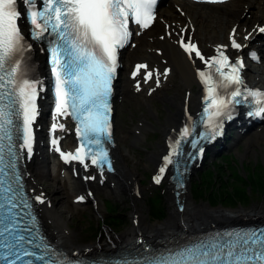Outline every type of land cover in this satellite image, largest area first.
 <instances>
[{
    "label": "snow or ice",
    "instance_id": "snow-or-ice-1",
    "mask_svg": "<svg viewBox=\"0 0 264 264\" xmlns=\"http://www.w3.org/2000/svg\"><path fill=\"white\" fill-rule=\"evenodd\" d=\"M156 5L157 0H0V264H64L55 259L57 253L44 238L34 232L35 217L26 211L32 204L17 170V162L25 152L29 158L33 155L35 125L41 114L39 100L44 92L43 81L34 74L25 56L33 44L21 29V19L28 21L31 40L47 45L41 51L49 53L54 77L52 133L67 130L60 118L75 121L79 146L74 151H62L59 138L54 136V150L65 164L77 162L84 169L95 166L103 175L105 168L114 170L106 145L113 141L110 98L119 51L133 35L130 24L144 30L154 23ZM257 30L264 34V27ZM230 39L231 48L243 47L236 40L235 28ZM178 43L193 63L195 57L206 65L205 70L197 69L205 93L198 122L204 130L197 134L196 122L180 130L178 138L170 142V152L159 174L153 177L156 184L169 165L177 163L174 157L185 155L184 144L195 150L187 153L194 159L205 151L202 142L222 137L225 123L235 118L238 105H254L246 114L264 117V90L246 84L243 57L230 59L225 51L228 46L218 45L216 54L206 58L191 38L181 36ZM250 55L258 59L255 52ZM142 69L146 70L144 81L155 76L159 87L160 73L147 71V64H137L132 77L136 78ZM168 71L164 69L165 77ZM136 89L140 90L139 81ZM188 120H192L191 115ZM34 199L44 204L46 198L41 194ZM84 199L77 197L78 202ZM144 264H264V232L217 233L195 246L153 255L144 259Z\"/></svg>",
    "mask_w": 264,
    "mask_h": 264
},
{
    "label": "bare ground",
    "instance_id": "bare-ground-1",
    "mask_svg": "<svg viewBox=\"0 0 264 264\" xmlns=\"http://www.w3.org/2000/svg\"><path fill=\"white\" fill-rule=\"evenodd\" d=\"M244 2L248 3L250 6L248 12H251V18H245L244 16L240 17L242 3ZM182 4L190 14V18L195 21L194 35L199 37L200 42H215L216 39L212 38V34L216 29H218L217 36L223 32H226L225 29L229 21L232 23L238 20L240 23L245 24L250 23L253 19L259 17L264 18V2L260 4V0H227L223 3H212V5L209 8L206 7V9H199L195 7L197 4L188 1H182ZM166 10L167 9H164L163 7H159L158 12L160 14ZM258 12L259 16H256V13ZM209 26L212 28L210 34H207L204 30ZM167 53V59L174 64L173 72L177 73L178 83L181 84L182 92H173L172 94H169L164 93L161 90H155L154 93H152L151 97L153 99L160 103L167 104L171 109L165 118V125L161 126L162 140L158 144L157 150L152 151L153 153H150L147 157L152 161L155 167L160 165V157L165 151V144L167 142L168 136L170 135V131H176L180 126V123L183 119L184 107L186 105H191L193 110L198 109L199 107V92L197 90V93L195 94L194 92H191L190 89V86L197 85L196 80H194L191 68L182 55L176 54L171 50L167 51ZM127 56L130 57L129 59L135 57L131 54H125L124 58ZM253 69L255 71L254 74H257L258 68L254 67ZM259 72L261 73V71ZM252 77L253 74L251 75V79ZM261 83L264 84V77L261 79ZM116 88L119 94H122L123 97H127L126 99L131 98L133 95L129 94L126 88H124V81L120 76L118 77ZM141 102L145 107L146 117H143V120L139 121V125L132 126L133 129H130V133L134 135L137 132V136H141L140 130H142V128L151 127L148 120L150 118L152 119L154 116V109L151 106L150 97L142 96ZM121 132L123 134L121 135L120 141L123 142L128 138V133L124 131ZM59 133L62 140L66 141L70 139V134H67L65 131H61ZM243 137H245L242 144L243 148L241 152L236 151L237 155L239 157L246 156L249 151H253V148L256 147L260 150L263 149L262 157L264 159V131L260 130V132L257 133L253 130ZM112 156L114 159L113 163L115 167V175L103 174L102 176H99L89 170H86L85 172L77 171L75 175H72L70 174V168H67V174L64 178L65 180L69 181L70 189L78 192L77 194H74L73 197L84 196V202L91 203L95 207L96 214L100 213V208L98 206L97 197L95 193L92 192L96 191L98 188H103L114 195H121V193L124 192L126 195H129L132 200L142 202L140 196L142 189L138 186V175L136 169L129 167L124 162L119 144L115 143L112 149ZM49 159V152L45 149L43 143L38 140L35 155L24 162L25 168L29 169L28 172L25 173V184L28 190L34 194H38L44 188L43 178L48 174V166L50 164ZM68 166L69 164H67V167ZM38 167H40L39 172L35 171ZM72 167L75 169L74 166ZM190 173L188 174L187 180ZM55 175L57 176V173ZM81 176H95L96 178L86 180L84 178L82 179ZM45 185L47 187H51L53 194L58 190V187L51 186V183H45ZM166 191L167 194L172 197L173 204L169 207V213L165 220L162 222H148L146 215L143 213L142 207L134 206L132 204V209L128 216L130 220L129 228L120 234L113 233L114 235L110 236L108 233V240H105V242H92L87 245L74 244V235L72 231L65 224V221L61 216V211L55 207L58 200L48 197V195L45 197L46 199L44 204L36 203V206L38 207L39 218L43 226L48 229L47 231L49 232V237H51V239L59 247L68 251H76L77 253L85 252L86 254L101 248H104L103 250H105L117 243H131L135 237L140 236H142L144 239H160L163 237L173 236L180 230H185L186 232L191 233L197 232L200 229H209L212 225H229L230 223L248 222L246 220L248 219V216L250 217V214L253 210V208L250 210L243 208L228 210L221 207L211 209L210 206L205 202L197 204L190 199L189 192L185 185L183 187V191L178 195L179 200H182L184 205L183 210L179 211L177 210V205L174 202L173 187L171 186ZM89 193H91L90 196L88 195ZM259 216H264V213H255L254 218ZM262 219H264V217ZM254 220L257 219L251 218L249 221Z\"/></svg>",
    "mask_w": 264,
    "mask_h": 264
},
{
    "label": "rangeland",
    "instance_id": "rangeland-1",
    "mask_svg": "<svg viewBox=\"0 0 264 264\" xmlns=\"http://www.w3.org/2000/svg\"><path fill=\"white\" fill-rule=\"evenodd\" d=\"M210 28L211 26L205 28V33L210 34ZM216 33L217 30L212 36ZM263 65L264 62L257 66L258 69L263 71ZM262 74L264 75V71ZM190 89L191 92L196 93L193 86H190ZM160 90L169 94L181 93L182 87L172 76ZM142 96V94L135 95L128 99L122 96V100L115 104L113 117L114 142L119 144L124 162L129 167L136 169L138 186L142 189L140 193L142 202L132 200L124 192L121 195H114L103 188H98L92 192L95 193L100 208V213L96 214L95 207L91 203L83 201L76 204L72 201L73 195L78 192L71 190L69 181L64 179L66 170L60 169L51 157L49 159L48 174L43 178L44 188L39 193L44 197L49 195L48 197L58 200L55 207L61 211L65 224L74 235L73 239L76 245H87L96 241L105 242L108 238L102 239L104 230H108L110 236L114 235L113 233L120 234L125 231L130 226L128 216L132 204L142 207L148 222L165 220L169 213V207L173 204L172 197L166 191L172 186L167 178H163L159 184L151 183L150 177L155 173L156 167L147 158L150 153H153L152 151L157 150L158 144L162 140L161 126L165 125V118L171 109L167 104L160 103L150 97L151 106L154 109L153 118L148 120L151 127L142 128L140 137L132 135L130 129L133 124H135L134 126L139 125V121L146 117V110L141 102ZM186 108L193 111L191 105H186ZM120 130L128 133V138L123 142L120 141L123 134ZM262 130L264 131V127ZM244 139L245 137H242L232 146L214 156L206 155L204 160L193 166L186 181V188L190 199L197 204L205 202L211 209L221 207L228 210L238 208L250 210L253 208L248 219L258 220V218L264 217L254 218L255 213H264L263 149L255 147L246 156L239 157L236 151H242ZM35 171L39 172L40 167ZM45 183H51V186L58 187L57 192L53 194L51 187H47ZM237 192L242 198L239 199ZM151 202L158 206L161 215L151 208ZM248 219L246 221L250 220ZM46 230L48 229L46 228Z\"/></svg>",
    "mask_w": 264,
    "mask_h": 264
},
{
    "label": "trees",
    "instance_id": "trees-1",
    "mask_svg": "<svg viewBox=\"0 0 264 264\" xmlns=\"http://www.w3.org/2000/svg\"><path fill=\"white\" fill-rule=\"evenodd\" d=\"M254 187H256V186H254ZM237 194H238V196H239V199L242 198V196H241L238 192H237ZM151 208H153V209H155L156 211H158V215H161V214H162V213L160 212L158 206H157V205H153V202H151ZM108 233H109L108 230H104V232H103V238H102V239H104V238H108ZM96 242H98V241H96Z\"/></svg>",
    "mask_w": 264,
    "mask_h": 264
}]
</instances>
